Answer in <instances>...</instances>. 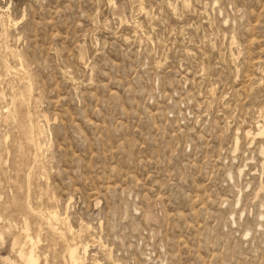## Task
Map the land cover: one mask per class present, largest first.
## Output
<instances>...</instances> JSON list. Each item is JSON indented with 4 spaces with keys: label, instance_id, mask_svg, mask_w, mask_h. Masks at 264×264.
Returning <instances> with one entry per match:
<instances>
[{
    "label": "rangeland",
    "instance_id": "374dc122",
    "mask_svg": "<svg viewBox=\"0 0 264 264\" xmlns=\"http://www.w3.org/2000/svg\"><path fill=\"white\" fill-rule=\"evenodd\" d=\"M0 97V264H264V0H0Z\"/></svg>",
    "mask_w": 264,
    "mask_h": 264
},
{
    "label": "bare ground",
    "instance_id": "6f19581e",
    "mask_svg": "<svg viewBox=\"0 0 264 264\" xmlns=\"http://www.w3.org/2000/svg\"><path fill=\"white\" fill-rule=\"evenodd\" d=\"M7 67V66H6ZM7 69V68H6ZM20 69V68H19ZM22 71H23V69H22ZM24 72V71H23ZM21 75V74H20ZM25 76V75H24ZM30 86V85H29ZM18 96V95H17ZM16 96V97H17ZM22 97V96H21ZM1 98V97H0ZM1 100V99H0ZM13 103H15V101L13 102ZM12 103V104H13ZM17 103V102H16ZM15 103V104H16ZM8 109V108H7ZM263 124V123H262ZM261 125V124H260ZM32 126V125H31ZM259 126V125H258ZM37 127V126H36ZM260 127V126H259ZM264 128V126L262 127L261 126V129L260 130H262V132H263V129ZM38 129V128H37ZM36 129V130H37ZM259 129V128H258ZM32 133V132H31ZM41 133V132H40ZM39 133V134H40ZM260 133H261V131H260ZM249 134H251V133H249ZM33 139H34V135H33ZM29 140V139H28ZM38 143V142H37ZM32 144H33V142H32ZM39 145H41V144H39ZM38 145V146H39ZM35 146V145H34ZM36 147V146H35ZM40 147V146H39ZM40 150V149H39ZM37 154V153H36ZM35 154V155H36ZM40 156V155H39ZM50 213L52 214V212L50 211ZM54 214H55V212H53ZM50 214V215H51ZM53 214V215H54ZM55 216V215H54ZM60 217V216H59ZM56 218V217H55ZM52 219H53V217H52ZM57 219V218H56ZM58 221V220H57ZM56 222V221H55ZM63 222V221H62ZM60 223H61V220H60ZM56 228V227H55ZM24 230H26V233H24V234H27V229H24ZM30 231V230H29ZM28 231V232H29ZM56 232V231H55ZM29 234V233H28ZM31 234H29V235H27L26 236V238H27V242H29V243H31L33 246L31 247L32 249H31V251L29 250V252H26L25 251V248L23 247V248H21V250L19 251L20 253H19V255L21 256V259L24 261V263L25 264H39V259H40V256L36 253V251H35V242H34V239L30 236ZM37 244V243H36ZM15 245L17 246V242L15 243ZM27 245V244H26ZM37 246V245H36ZM82 246V245H81ZM80 250H81V247H78V246H74L73 245V247H71L70 249H69V251H68V255H69V260H70V262H71V264H81V259L83 258H81L80 257ZM82 250L84 251V252H87V250H88V247H85L84 249L82 248ZM82 256V255H81ZM8 261V260H7ZM10 261V260H9ZM46 261V260H45ZM83 263V262H82ZM46 264H49V263H47L46 262Z\"/></svg>",
    "mask_w": 264,
    "mask_h": 264
}]
</instances>
